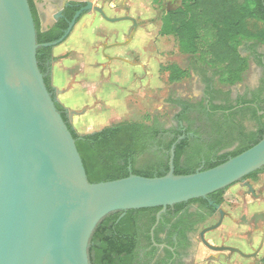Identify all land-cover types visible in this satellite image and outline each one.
<instances>
[{
	"label": "trees",
	"instance_id": "trees-1",
	"mask_svg": "<svg viewBox=\"0 0 264 264\" xmlns=\"http://www.w3.org/2000/svg\"><path fill=\"white\" fill-rule=\"evenodd\" d=\"M37 44L60 39L77 8H66L64 19L44 31L34 0H27ZM179 5L161 17L160 34L173 37L190 57L189 68L203 86L200 102L169 97L177 109L176 126L125 122L81 134L70 121L69 110L57 98L52 83L53 47H39L37 67L55 108L70 131L90 184L123 179L129 175L163 177L169 172L171 146L175 145L173 173L185 176L214 168L255 146L264 137V75L258 86L232 98L230 87L242 80L247 59L239 53L246 44L253 62L264 68V0H174ZM159 0H153L158 4ZM80 19V18H79ZM77 20V22L79 21ZM185 76L169 68L168 81ZM151 155L152 157H146ZM257 172L247 176L254 178ZM228 188L206 198L166 208L112 212L95 226L87 247L89 264H175L180 251L191 246L188 233H196L222 205ZM162 251L163 255L158 256ZM260 264H264V257Z\"/></svg>",
	"mask_w": 264,
	"mask_h": 264
},
{
	"label": "water",
	"instance_id": "water-1",
	"mask_svg": "<svg viewBox=\"0 0 264 264\" xmlns=\"http://www.w3.org/2000/svg\"><path fill=\"white\" fill-rule=\"evenodd\" d=\"M97 12L110 23L130 16L108 17L101 7L87 2L68 23L62 37L37 44L27 0H0V264H89L90 236L105 215L128 210L166 208L231 187L264 167V137L252 148L205 171L185 176L169 172L163 177L126 178L90 184L75 141L57 112L37 67L39 47H56L72 32L86 12ZM253 193L251 186H247ZM199 233L202 245L214 252L239 253L215 247L205 235L217 230L225 217ZM261 249V244L259 249Z\"/></svg>",
	"mask_w": 264,
	"mask_h": 264
},
{
	"label": "rangeland",
	"instance_id": "rangeland-1",
	"mask_svg": "<svg viewBox=\"0 0 264 264\" xmlns=\"http://www.w3.org/2000/svg\"><path fill=\"white\" fill-rule=\"evenodd\" d=\"M86 1L101 7L108 17H132L137 23V29L126 45L105 49L106 46L126 42L131 23H110L97 12L90 11L81 16L63 43L53 47V55L63 57L52 66L53 86V71L57 67L61 70L68 69L72 78L81 75L86 66L102 69L100 89L103 94L90 103L92 108H96L97 114L101 111L103 115L87 129L83 124L75 125L73 118H70L73 127L78 133L84 134L125 122H142L147 125L152 123L153 119H157L164 128L176 126L174 116L177 109L170 105L167 99L172 97L200 102L203 98L200 79L189 68V55L182 51L173 37L160 34L162 15L168 9L177 7L179 3L174 0H159L158 4L153 3V0ZM47 7L48 10H55L53 5ZM48 14L46 17L41 13L43 26L55 17L54 12L48 11ZM246 46L243 44L239 47L240 55L247 59V66L242 80L230 87L233 99L248 89H255L260 77L264 75V68L253 62ZM119 47L130 48L118 55L113 49ZM263 51L264 45L259 47V52ZM119 57L128 58L129 65L136 68L129 74L126 73L125 69L120 68L124 63L118 62ZM172 66L185 71V76L174 83L168 81L169 68ZM57 98L60 101L58 93ZM76 113H82V110L79 109ZM69 116L71 117L70 112ZM252 188L259 195L257 198L248 195L246 188L240 184L226 190L224 202L219 208L227 213V217L216 231L205 235L209 244L230 245L244 254L257 251L264 233V172L256 175ZM217 220L218 217L210 219L199 227L195 235L194 249L183 264H260L264 257V242L256 257L245 258L238 254L229 256L226 252L224 255L230 257L227 261L200 243V231L212 226Z\"/></svg>",
	"mask_w": 264,
	"mask_h": 264
},
{
	"label": "crops",
	"instance_id": "crops-1",
	"mask_svg": "<svg viewBox=\"0 0 264 264\" xmlns=\"http://www.w3.org/2000/svg\"><path fill=\"white\" fill-rule=\"evenodd\" d=\"M43 4L52 5L56 3V0H42ZM73 1V0H72ZM81 1V0H74ZM37 2V0H34ZM65 2V1H64ZM52 9V8H51ZM43 9L40 8V11ZM48 11L55 12L56 10H43L46 17L49 15ZM130 47H119V49H113L114 52L118 55H121L125 50H129ZM57 57V56H55ZM117 58V57H116ZM119 63H124L120 68L125 69L126 73H130L136 66L129 65V59H124L123 57L118 58ZM123 61V62H121ZM59 65V64H57ZM102 69L91 68L86 66L85 70L81 75H77V78L71 77V72L68 69L61 70V68H55L53 71L54 82L57 87V93L59 95L60 103L69 110L71 113V120L75 125H85L86 129L90 128L92 123L95 124L96 121L103 115L101 111L98 114L95 112L96 108H92L90 101H93L94 98L101 97L103 92L100 89V83L102 82ZM76 76V75H75ZM80 78V79H78ZM82 110V113H76L77 110ZM102 113V114H101ZM98 116V118H96ZM85 123V124H84ZM82 125V126H83ZM101 130V129H100ZM87 133V132H85ZM84 133V134H85Z\"/></svg>",
	"mask_w": 264,
	"mask_h": 264
},
{
	"label": "flooded vegetation",
	"instance_id": "flooded-vegetation-1",
	"mask_svg": "<svg viewBox=\"0 0 264 264\" xmlns=\"http://www.w3.org/2000/svg\"><path fill=\"white\" fill-rule=\"evenodd\" d=\"M56 4H52L53 5V7L55 8V12H54V15H55V17L53 18V19H51L50 20V22H47L46 24H45V26H43V24L41 23V13H44V12H42L43 10H46V8H47V4H43V1L42 0H37V2H34L35 3V8H36V12H37V15H38V17H39V20H40V23H41V28L42 27H44V28H42L44 31H47V30H49V29H52L53 27H55V25L60 21V20H62V19H64V11H65V9L66 8H77L78 10L77 11H79L81 8H83V7H85V5L87 4V1L86 0H84V1H72V0H65V2H61L60 0H56ZM58 4V5H57ZM51 5V6H52ZM56 5L58 6V8H56ZM40 8L41 9H43L42 11H40ZM76 11V12H77ZM76 12H75V14H76ZM74 14V15H75ZM44 15H45V13H44ZM74 17V16H73ZM81 18V17H80ZM69 23V22H68ZM131 23V22H130ZM136 25H137V23H136ZM132 27H133V25H132V23H131V28H130V30L132 29ZM130 30H129V32H130ZM129 32H128V34H129ZM146 157H152L151 155H147ZM264 172V167L260 170V171H257V173H256V175H258L259 173H263ZM256 175H255V177H256ZM255 177L254 178H247V177H245L244 179H242V180H240L239 182H237L236 184H240L242 187H244V188H246V193L248 194V195H250L251 197H253V198H257L259 195H257L256 193H255V191L253 190V188H252V185L254 184V181H255ZM236 184H234V185H236ZM234 185H232V186H234ZM251 186V188H252V190H253V193H249V189H248V187L247 186ZM231 186V187H232ZM230 188V187H229ZM228 188V189H229ZM212 205H213V207H214V214L212 215V217H211V219H214V218H216V217H218V220H219V217H220V215H219V212H218V205H214L213 203H212ZM220 206V205H219ZM227 217V213H225V217H224V219ZM218 220H217V222H218ZM217 222H215L213 225H215ZM212 225V226H213ZM216 231V230H215ZM212 232H214V231H212ZM195 235H196V233H188V238H189V240H190V244H191V246L188 248V249H186L185 251H180V253H179V255H178V257L176 258V261H175V264H183L184 263V261L186 260V259H188V257L190 256V254H191V252L193 251V249H194V243L196 242L195 241ZM263 242H264V233H263V236H262V240H261V242H260V244H261V249L260 250H258L259 249V247H258V249H257V251H255L254 253H252V254H244V253H242L238 248H235V247H232V246H230V245H226V244H223V245H215V247H232V248H235V249H237L238 251H240L243 255H254V256H252V257H250V258H254V257H256V255L262 250V248H263ZM212 246H214V245H212ZM260 246V245H259ZM214 252V251H213ZM227 251H225V252H215L217 255H219V256H221L225 261H227V260H229L230 259V257L229 256H232V255H234V254H238L239 256H241V257H245V256H242V255H240L239 253H229V256H225L224 254L226 253ZM158 256H162L163 255V252L162 251H159L158 252V254H157ZM246 258V257H245Z\"/></svg>",
	"mask_w": 264,
	"mask_h": 264
}]
</instances>
